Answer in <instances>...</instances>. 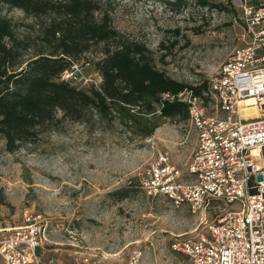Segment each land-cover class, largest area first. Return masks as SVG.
<instances>
[{
  "label": "rangeland",
  "instance_id": "1",
  "mask_svg": "<svg viewBox=\"0 0 264 264\" xmlns=\"http://www.w3.org/2000/svg\"><path fill=\"white\" fill-rule=\"evenodd\" d=\"M98 2L115 29L147 47L158 69L188 86L202 85L207 112L222 116L215 113L209 81L246 40L243 7L254 0H209V7L195 0ZM0 16L16 23L19 36H34L29 25L35 19L23 11L0 1ZM100 49L101 44L92 46L73 61L82 64L76 86L101 83L95 67ZM254 113L241 112L245 119ZM94 120L72 121L57 111L54 127L35 142L8 152L0 139V239L26 214H40L48 232L43 257L54 256L60 264L102 256L125 260L134 249L141 252L140 264H190L171 244L204 231V222L215 221L224 206L176 208L163 197L145 195L137 181L158 151L185 173L196 146L192 126L163 119L152 134L141 136L116 121Z\"/></svg>",
  "mask_w": 264,
  "mask_h": 264
},
{
  "label": "built area",
  "instance_id": "2",
  "mask_svg": "<svg viewBox=\"0 0 264 264\" xmlns=\"http://www.w3.org/2000/svg\"><path fill=\"white\" fill-rule=\"evenodd\" d=\"M243 23L246 40L209 81L215 113L222 116L209 114L204 99L190 88L177 95L188 106L196 134L185 173L158 151L137 181L145 195L163 197L176 208L196 212L213 202L224 206L215 221L204 222V231L171 244L190 264H264V0L244 5ZM81 65L73 63L61 80L75 84ZM249 108L255 118L245 119L242 109ZM25 216L0 239V264H60L54 256L43 257L47 222L40 214ZM140 257L134 249L125 260L102 256L81 264H140Z\"/></svg>",
  "mask_w": 264,
  "mask_h": 264
},
{
  "label": "trees",
  "instance_id": "3",
  "mask_svg": "<svg viewBox=\"0 0 264 264\" xmlns=\"http://www.w3.org/2000/svg\"><path fill=\"white\" fill-rule=\"evenodd\" d=\"M0 1L35 19L29 25L34 36H19L16 23L0 16V139L6 151L35 142L54 127L57 111L72 121L113 120L141 136L163 119L188 121V106L177 95L190 88L201 96L203 86H188L158 69L143 43L114 28L98 0ZM99 44V85L61 80L73 61Z\"/></svg>",
  "mask_w": 264,
  "mask_h": 264
},
{
  "label": "water",
  "instance_id": "4",
  "mask_svg": "<svg viewBox=\"0 0 264 264\" xmlns=\"http://www.w3.org/2000/svg\"><path fill=\"white\" fill-rule=\"evenodd\" d=\"M257 179H259V180L262 179L260 174L257 175Z\"/></svg>",
  "mask_w": 264,
  "mask_h": 264
},
{
  "label": "bare ground",
  "instance_id": "5",
  "mask_svg": "<svg viewBox=\"0 0 264 264\" xmlns=\"http://www.w3.org/2000/svg\"><path fill=\"white\" fill-rule=\"evenodd\" d=\"M248 101H250V100H248ZM255 111V110H254Z\"/></svg>",
  "mask_w": 264,
  "mask_h": 264
}]
</instances>
